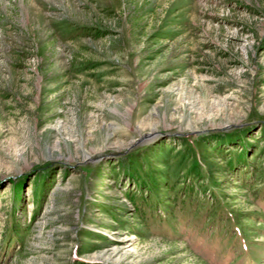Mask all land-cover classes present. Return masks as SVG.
Wrapping results in <instances>:
<instances>
[{"label": "rangeland", "instance_id": "1", "mask_svg": "<svg viewBox=\"0 0 264 264\" xmlns=\"http://www.w3.org/2000/svg\"><path fill=\"white\" fill-rule=\"evenodd\" d=\"M0 264H264V0H0Z\"/></svg>", "mask_w": 264, "mask_h": 264}, {"label": "trees", "instance_id": "2", "mask_svg": "<svg viewBox=\"0 0 264 264\" xmlns=\"http://www.w3.org/2000/svg\"><path fill=\"white\" fill-rule=\"evenodd\" d=\"M236 221V219H234ZM238 224H241V223H238ZM21 237V233H16V237ZM17 240V238L15 239V241Z\"/></svg>", "mask_w": 264, "mask_h": 264}]
</instances>
